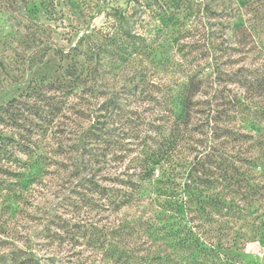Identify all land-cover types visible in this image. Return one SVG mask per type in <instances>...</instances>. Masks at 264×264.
<instances>
[{"label":"rangeland","instance_id":"obj_1","mask_svg":"<svg viewBox=\"0 0 264 264\" xmlns=\"http://www.w3.org/2000/svg\"><path fill=\"white\" fill-rule=\"evenodd\" d=\"M111 243L264 264V0H0V264H124Z\"/></svg>","mask_w":264,"mask_h":264},{"label":"trees","instance_id":"obj_2","mask_svg":"<svg viewBox=\"0 0 264 264\" xmlns=\"http://www.w3.org/2000/svg\"><path fill=\"white\" fill-rule=\"evenodd\" d=\"M132 2H138V1H140V0H131ZM256 0H238V2L240 3V4H249L250 5V3H252V2H255ZM115 16H116V18L118 19V22H119V20H121V19H125V17L123 16V13L122 12H117V13H115ZM121 24V23H120ZM119 24V25H120ZM114 25H116V23L114 24ZM119 25H117V26H113L112 25V29H113V31L109 34V33H106L103 37L104 38H106V40H109L110 41V44L111 43H113L114 41H115V38H116V36H128L129 35V32L128 31H126V30H122V27H120ZM66 73H67V75L68 76H74L75 78L73 79V81H74V83L75 82H77L78 80H79V78H80V73H77V75H76V73H75V71H74V69H72L71 67L70 68H68V70L66 69ZM73 83V84H74ZM76 84V83H75ZM179 104L181 105V111H183V112H181L180 111V114L179 115H177V118L179 119H181L182 117H183V115H185L186 113H187V110H188V107H189V105H190V96H181V97H179ZM5 139H10L9 137H6ZM189 179V178H188ZM191 182L192 181H190V182H185L184 183V192L187 194V198H188V202H191V201H196V202H198V203H204L205 201H201V199H199L200 197H201V195L200 194H196L192 189L193 188H191ZM193 183V182H192ZM194 189H196V188H194ZM209 199V198H208ZM207 199V200H208ZM209 202H217L216 204H218V203H221L222 201H219V200H217V198L215 197V198H211L210 200H209ZM186 203V202H185ZM140 225H142V226H144V229H146V231L147 232H149V230H150V227H151V224L150 223H148V221H144V222H142V223H140ZM130 225H129V223H127V227H129ZM188 234H190V235H192V236H190V237H187V238H183L182 239V242H184V243H181V245L182 246H189L190 245V243H188V239H190L191 238V240L193 239V245H194V247H195V251L196 252H201V251H203V250H205L206 249V245L203 243V242H199V239L198 238H196L195 237V234H193L192 232H191V230H189V232H188ZM188 244V245H187ZM105 254H107V256H109L110 258H114V259H119V260H122V262L124 263V264H126L127 262H129V263H132V259L134 258L133 256H132V253L131 252H126V251H123V250H121V251H119V250H117V247H116V245H114V244H110V247L108 248V249H106V251H105ZM163 258L160 256V255H156V256H153L152 258H151V262L150 263H152V264H154V263H156V264H162L163 263Z\"/></svg>","mask_w":264,"mask_h":264}]
</instances>
